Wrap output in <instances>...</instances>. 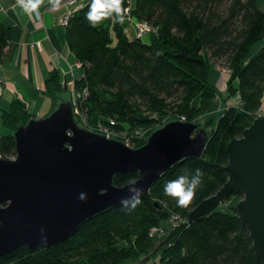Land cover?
Returning <instances> with one entry per match:
<instances>
[{"label": "trees", "instance_id": "16d2710c", "mask_svg": "<svg viewBox=\"0 0 264 264\" xmlns=\"http://www.w3.org/2000/svg\"><path fill=\"white\" fill-rule=\"evenodd\" d=\"M91 2L80 8L66 27L69 47L83 63L84 73L75 80V89H89L82 108L89 121L99 118L114 130H130L164 124L162 119L171 116L170 120L185 117V122L203 128L198 119L217 99L225 103L238 97L239 104L205 121L210 139L204 154L175 164L154 183L134 211L107 208L80 226L66 242L35 250L22 246L1 257L0 264H123L140 252L152 250L156 243L150 236L153 227L163 224L172 214L188 218L195 207L225 184L227 145L251 126L257 110L264 109V45L254 52L264 38V12L257 0H136L131 15L155 29L147 41L130 38L127 24L112 18L92 27L87 19ZM122 7H131V0H123ZM10 39V28L0 22V57ZM218 62L230 71L227 99L211 81ZM3 87L0 83V100ZM63 90L59 72L52 71L46 79L45 92L55 99ZM33 118L19 99L4 111L3 123L11 133L0 135L2 158L16 156L14 133ZM146 140H138L136 148ZM197 168L203 172V182L191 205L179 207L164 193V187L168 181L191 175ZM132 176L138 179L139 173L117 175L114 184L124 186ZM224 205L182 229L156 253L154 262L262 264L236 206ZM123 237L136 241L130 240L128 246L119 248L116 242ZM72 241L74 244L68 246Z\"/></svg>", "mask_w": 264, "mask_h": 264}, {"label": "water", "instance_id": "95a60500", "mask_svg": "<svg viewBox=\"0 0 264 264\" xmlns=\"http://www.w3.org/2000/svg\"><path fill=\"white\" fill-rule=\"evenodd\" d=\"M14 137L15 158H0V258L22 246L54 247L95 215L120 208V198L128 191L127 184H114L117 175L139 173L144 197L175 164L201 157L210 133L197 123L171 120L145 145L130 148L80 127L72 102L63 101L47 116L19 126ZM227 154L225 184L171 230L154 253L239 193L243 196L236 205L239 219L264 264V115L229 142ZM81 192L87 194L86 201L78 199ZM42 235L47 236L46 243Z\"/></svg>", "mask_w": 264, "mask_h": 264}, {"label": "crops", "instance_id": "0c3cea01", "mask_svg": "<svg viewBox=\"0 0 264 264\" xmlns=\"http://www.w3.org/2000/svg\"><path fill=\"white\" fill-rule=\"evenodd\" d=\"M90 1L79 0V7L82 8ZM66 2L62 0L60 9L56 10L48 0H43L37 17L35 13L25 12L17 0H0V22L11 30L9 44L0 57V83L4 86L0 100V135L11 133L4 125L2 115L10 109L14 100L19 99L25 103L33 117L43 118L61 102L70 101L75 80L84 73L83 68L75 65L77 58L69 47L67 29L61 26ZM135 2L131 0V8L135 7ZM257 4L264 12L263 3L257 0ZM263 45L264 39L254 47V52ZM54 70L59 72L64 87L55 99L45 92L46 79ZM219 71L215 69L212 72L211 81L215 86L219 84L220 89L216 87L221 91L223 99H227L230 71ZM65 91L70 92L68 98L64 97ZM235 99L237 101L234 104ZM226 101L224 103L217 99L208 109L207 115L217 113L219 116L228 106L238 105L240 100L233 97Z\"/></svg>", "mask_w": 264, "mask_h": 264}, {"label": "clouds", "instance_id": "9594fccd", "mask_svg": "<svg viewBox=\"0 0 264 264\" xmlns=\"http://www.w3.org/2000/svg\"><path fill=\"white\" fill-rule=\"evenodd\" d=\"M53 9L59 10L62 0H48ZM43 0H17V4L25 11L35 13L39 16L38 8ZM123 0H92L87 13V19L92 27H96L104 19L112 18L114 22L123 23L127 9L122 7ZM203 172L197 168L191 175H181L175 180H170L164 187V193L175 199L179 207L191 205L196 191L202 184ZM128 195L120 198V206L123 210L134 211L142 204L144 189L139 186V181L135 176L127 180ZM78 199L87 200V194L81 192ZM46 230L41 229L44 233ZM42 243L47 242V236L42 235Z\"/></svg>", "mask_w": 264, "mask_h": 264}, {"label": "built area", "instance_id": "2783aa9c", "mask_svg": "<svg viewBox=\"0 0 264 264\" xmlns=\"http://www.w3.org/2000/svg\"><path fill=\"white\" fill-rule=\"evenodd\" d=\"M78 2L79 0H67L65 4L66 10L61 18L62 27L64 28L68 27L74 15L77 14V12L79 11L80 7H79ZM126 9H127V13L125 16L124 23H126L127 27H129L130 37L139 38L141 40L147 41V38L150 36L152 32L155 31V29L153 28V26H151L147 22L138 20L137 18L133 17L131 15V7H128ZM75 65L77 67L83 68V63L78 60L76 61ZM224 70L229 71V69H227L226 67L224 68ZM89 93L90 92L87 87L79 91H77L74 87L72 91V104H73L75 119L77 123L87 128H93L95 126L93 122L96 118H94L92 122L89 121L87 114L82 109L83 102L89 97ZM28 111L30 112L29 107H28ZM263 115H264V110L260 108L259 110L256 111L255 119L262 117ZM179 120L185 121V117H182ZM111 124H115V122L111 120ZM96 130H98L100 134L106 136L109 139H115V140L121 141L127 147H130V148H136L138 140L145 138L144 132L140 129H137L134 132H129V130H114L110 128L109 126H104L100 121H99V124ZM187 220H188L187 218L180 216L179 214H172L171 217L167 221H165L163 224L153 227L150 230V236L151 237L166 236L170 232V229H175L177 226L186 222ZM159 264H164V263L161 262Z\"/></svg>", "mask_w": 264, "mask_h": 264}, {"label": "rangeland", "instance_id": "374dc122", "mask_svg": "<svg viewBox=\"0 0 264 264\" xmlns=\"http://www.w3.org/2000/svg\"><path fill=\"white\" fill-rule=\"evenodd\" d=\"M259 1H261L262 3H263V6H264V0H259ZM124 23V22H123ZM126 32H127V34L130 36V34H129V27H127L126 26ZM264 39V38H263ZM147 40H149V37L147 38ZM224 68H225V65H224V63L223 62H218L217 64H216V69H218V70H220V71H225L224 70ZM219 71V72H220ZM216 86L219 88V84H217L216 83ZM220 89V88H219ZM70 96V92L68 91H65V93H64V97L65 98H68ZM238 98V97H237ZM236 101H237V99H235L233 102H234V104L236 103ZM197 103H198V101H197ZM263 108H264V102H263ZM145 115H141V117H144ZM218 116V114L217 113H215V114H205L204 116H202L201 118H199L198 120L199 121H201L202 123H201V125H202V127L205 129V130H207L205 127V121L206 120H210V119H216V117ZM35 118V117H34ZM170 118H171V116H167V117H165V118H163L162 120H163V122H165L164 124H166L167 123V121H169L170 120ZM218 118V117H217ZM35 119H37V118H35ZM126 123V125L127 126H134V123H131V122H125ZM93 124H95V126L93 127V128H87V127H84V126H81V125H79L80 127H82V128H85V129H88V130H90V131H93V132H96V133H99L100 134V132L98 131V130H96L97 129V127H98V124H99V119H95L94 120V122H93ZM164 124H161V125H156V124H149L148 126H146V125H142L141 127H139V128H137V129H140V130H142L143 132H144V137H146L147 138V140H146V143L148 142V138H149V136L156 130V129H158L159 127H161L162 125H164ZM129 128V127H128ZM130 130H129V132H134L135 130H137L136 128H129ZM115 140V139H114ZM121 142V141H120ZM145 143V144H146ZM144 144V145H145ZM139 148V147H138ZM0 158H2V156L0 155ZM15 157H10V158H7V159H14ZM150 193V192H149ZM148 193V194H149ZM243 199V196L242 195H238V194H233L232 196H230V198L227 200V202L225 201L224 203H225V205H224V207L225 208H228V207H233V206H236L241 200ZM223 203V204H224ZM180 215V214H179ZM180 216H182V215H180ZM188 219V218H187ZM171 230H173V229H170V231ZM169 232V231H168ZM157 235V234H156ZM168 235V234H167ZM166 235V236H167ZM166 236H162V237H158V236H154V237H152L155 241H156V243L154 244V247H153V249L152 250H150V251H148V252H144V253H141L140 252V254L138 255V256H136V257H131V258H129V259H126L125 261H124V263L123 264H143L145 261V259H149V261L148 262H146V263H144V264H159V263H161V262H159V263H155L154 262V257H156L157 258V255H156V253H154V251H155V249L159 246V244L166 238ZM120 237H122V236H120ZM77 239H75V240H78L79 239V237H76ZM131 239L129 238V237H123V238H119L118 239V241L116 242V245L119 247V248H122L123 246H128L129 245V241H130ZM160 240H162V241H160ZM132 242H135L136 241V238H132V240H131ZM74 242L75 241H72V243L71 244H69L68 246H72L73 244H74ZM132 250H129V248L127 249V252H131ZM149 256V258H147Z\"/></svg>", "mask_w": 264, "mask_h": 264}]
</instances>
